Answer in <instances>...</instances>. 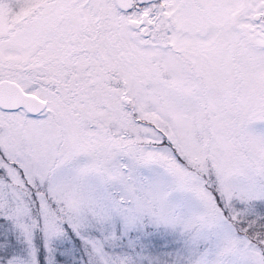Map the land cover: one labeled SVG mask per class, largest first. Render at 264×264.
<instances>
[{"label":"snow or ice","instance_id":"obj_1","mask_svg":"<svg viewBox=\"0 0 264 264\" xmlns=\"http://www.w3.org/2000/svg\"><path fill=\"white\" fill-rule=\"evenodd\" d=\"M0 264H264V0H0Z\"/></svg>","mask_w":264,"mask_h":264}]
</instances>
